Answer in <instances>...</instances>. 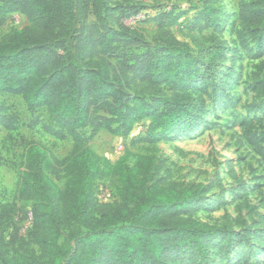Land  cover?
I'll list each match as a JSON object with an SVG mask.
<instances>
[{
    "label": "trees",
    "instance_id": "1",
    "mask_svg": "<svg viewBox=\"0 0 264 264\" xmlns=\"http://www.w3.org/2000/svg\"><path fill=\"white\" fill-rule=\"evenodd\" d=\"M77 1L95 18L86 20L79 34L74 32L75 17L65 10L74 0H0V22L19 13L31 23L0 38V96L21 97L35 126L73 143L64 159L38 143L27 148L18 201L0 210V244L12 226L26 220L27 234L35 233L39 254L9 258L0 246V264H61L64 257L57 244L62 230L55 218L60 204L65 210L64 227H80L72 233L76 252L67 264H171L182 255H198L203 263L192 264H205L217 230L193 217L200 190L165 184L159 178L164 164L154 148L138 156L134 166L128 164L129 153L113 165L89 143L104 131L128 137L144 120L150 124L141 141L151 146L177 130L192 129L195 115L206 111V86L215 79L224 55L220 48L209 47L195 57L188 44L163 24L167 16L155 18L156 35L149 39L126 23L108 27L100 0ZM139 14L132 12L125 20ZM218 15L207 4L193 20L191 31L205 23L204 27L221 32ZM239 19L240 42L251 38L261 49L264 0L242 5ZM263 69L264 62L253 77L262 96ZM41 111L47 112V122L36 116ZM18 124V116L0 104V127L15 130ZM249 137L258 145L255 135ZM258 149L264 154L262 147ZM48 173L58 178L64 174L65 188L59 189ZM110 176L120 183V203L97 206L96 183ZM30 202L34 213L27 214Z\"/></svg>",
    "mask_w": 264,
    "mask_h": 264
},
{
    "label": "rangeland",
    "instance_id": "2",
    "mask_svg": "<svg viewBox=\"0 0 264 264\" xmlns=\"http://www.w3.org/2000/svg\"><path fill=\"white\" fill-rule=\"evenodd\" d=\"M257 1L100 0L101 13L108 27H116L118 22L126 23L151 39L158 27L155 18L167 16L163 24L177 40L188 44L195 57L209 47L220 48L224 55L225 60L220 62L215 79L206 86V111L195 115L197 123L192 129L183 133L177 130L169 139L151 146L141 141L150 124V120H144L135 125L128 137L104 131L89 143L91 149L113 165L129 153L128 164L134 166L138 156L154 148L164 164L159 178H164L165 184L200 190L193 217L217 230L205 264H264V237L261 242L259 240L264 234V154L258 149L259 146L264 149V96L255 90L253 79L257 66L264 62V45L260 49L254 39L248 38L244 43L239 39V33L243 31L240 7ZM207 4L218 11L222 31L215 33L204 27L205 23L191 31L193 20ZM65 10L69 16L75 17L76 34L83 31L86 20L95 19L92 12L89 13L77 0L68 3ZM138 10L140 14L137 17L125 20L126 15ZM69 24L68 18L66 25ZM30 26L24 15H7L0 22V38L12 30ZM66 46L69 49L73 47L71 41ZM196 88H200L199 82ZM0 104L19 118L15 130L0 127L1 210L3 206L18 201L24 156L30 144H41L58 159H64L71 153L73 143L70 138H55L42 125L35 126L34 116L21 97L1 95ZM36 116L43 122L49 119L46 111ZM87 131L91 132L90 129ZM250 133L257 137L258 145L251 141ZM48 175L59 189L65 188L67 178L64 174L59 178ZM119 186L114 176L97 181V206L120 203ZM25 211L34 213L33 203L30 202ZM64 211L62 204L55 208V218L62 230L57 244V251L64 257L61 264H67L76 252L72 233L80 231L76 224L64 227L61 223ZM15 222H18L17 218ZM26 224L24 220L5 233L4 243L0 246L9 258L39 254L37 245L33 243L35 233L29 236ZM192 263H203V260L198 255H182L171 264Z\"/></svg>",
    "mask_w": 264,
    "mask_h": 264
},
{
    "label": "built area",
    "instance_id": "3",
    "mask_svg": "<svg viewBox=\"0 0 264 264\" xmlns=\"http://www.w3.org/2000/svg\"><path fill=\"white\" fill-rule=\"evenodd\" d=\"M28 225H29V223H28Z\"/></svg>",
    "mask_w": 264,
    "mask_h": 264
}]
</instances>
